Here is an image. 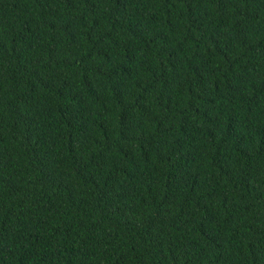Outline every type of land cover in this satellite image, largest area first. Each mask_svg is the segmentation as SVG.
<instances>
[{
    "label": "trees",
    "instance_id": "obj_1",
    "mask_svg": "<svg viewBox=\"0 0 264 264\" xmlns=\"http://www.w3.org/2000/svg\"><path fill=\"white\" fill-rule=\"evenodd\" d=\"M0 264H264V0H0Z\"/></svg>",
    "mask_w": 264,
    "mask_h": 264
}]
</instances>
